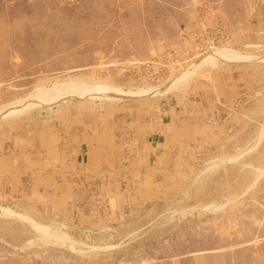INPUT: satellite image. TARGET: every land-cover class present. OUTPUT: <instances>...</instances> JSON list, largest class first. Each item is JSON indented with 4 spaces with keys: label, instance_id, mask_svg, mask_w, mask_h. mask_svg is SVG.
<instances>
[{
    "label": "rangeland",
    "instance_id": "rangeland-1",
    "mask_svg": "<svg viewBox=\"0 0 264 264\" xmlns=\"http://www.w3.org/2000/svg\"><path fill=\"white\" fill-rule=\"evenodd\" d=\"M0 264H264V0H0Z\"/></svg>",
    "mask_w": 264,
    "mask_h": 264
},
{
    "label": "crops",
    "instance_id": "crops-1",
    "mask_svg": "<svg viewBox=\"0 0 264 264\" xmlns=\"http://www.w3.org/2000/svg\"><path fill=\"white\" fill-rule=\"evenodd\" d=\"M149 113V112H148ZM156 119L155 116L151 117V120ZM153 124V125H152ZM159 123L157 121L151 122L149 125V128H151L152 130H154L153 126L158 125ZM89 156H91V154H89ZM89 160V159H88Z\"/></svg>",
    "mask_w": 264,
    "mask_h": 264
},
{
    "label": "bare ground",
    "instance_id": "bare-ground-1",
    "mask_svg": "<svg viewBox=\"0 0 264 264\" xmlns=\"http://www.w3.org/2000/svg\"><path fill=\"white\" fill-rule=\"evenodd\" d=\"M40 232V231H39Z\"/></svg>",
    "mask_w": 264,
    "mask_h": 264
}]
</instances>
